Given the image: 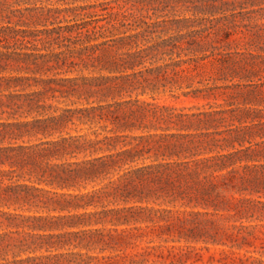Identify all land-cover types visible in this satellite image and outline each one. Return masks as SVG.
I'll return each instance as SVG.
<instances>
[{
  "label": "trees",
  "instance_id": "16d2710c",
  "mask_svg": "<svg viewBox=\"0 0 264 264\" xmlns=\"http://www.w3.org/2000/svg\"><path fill=\"white\" fill-rule=\"evenodd\" d=\"M232 42L250 58L239 77L264 71V0H0V92L30 117L0 121V225L27 253L1 264H195L197 241L264 264V96L235 90L234 67L215 78ZM136 67L162 82H114ZM161 91L222 102L140 99Z\"/></svg>",
  "mask_w": 264,
  "mask_h": 264
},
{
  "label": "rangeland",
  "instance_id": "374dc122",
  "mask_svg": "<svg viewBox=\"0 0 264 264\" xmlns=\"http://www.w3.org/2000/svg\"><path fill=\"white\" fill-rule=\"evenodd\" d=\"M11 2L12 0H2V2ZM31 2H36V5H48L51 7H66V6H70V5H74V4H82V3H92V2H96V0H77L74 3L71 2L72 0H30ZM98 1V0H97ZM30 5V4H29ZM96 10H98L96 8ZM62 16V15H61ZM60 18V17H58ZM69 18V17H67ZM239 36V34H233L231 36V38H235ZM226 52H228V57L229 60L226 62H222V69L221 72L218 73L217 75H215V78L219 77V76H225V72L227 70V67H234L235 70H237L238 74L235 75L232 79V82L238 83L240 85H238L235 90L239 91V92H243V94H245L246 92H248L249 90H253L256 93H260L262 96H264V71H261L258 75L256 76H252L249 78H241L239 76H242L243 74V68L247 66V63L250 61L249 55L245 52L242 51V49L235 47L234 42L231 43L230 48H226ZM146 65H148L146 63ZM66 67H63L62 69L58 70V74L57 76H73L75 74H77L76 72H63V70ZM134 71V72H133ZM86 72V71H84ZM101 73L103 74H110L108 71L103 70ZM128 74L126 76H124L121 79H117L114 82L117 81H125L127 82L128 80H131L133 82H138L140 80H143L144 77L149 78L152 81H158V84H160V82H162V79H156L154 74L151 72H148L147 70H143L141 71V67H136L134 70H130V69H126V70H118V71H114V73L111 74ZM52 75V74H49ZM197 79H195L192 82V87H196L199 86L201 83H198L196 81ZM211 81V80H210ZM214 81V80H213ZM205 82V81H203ZM223 82L222 79H217L216 83H221ZM225 82H231L228 80H225ZM16 91H19L18 87H15ZM30 88H27L26 90H29ZM9 91H13V88H11ZM5 93L7 92L6 90L4 91ZM136 91H133L132 93H122L120 95H116L114 96V98H120V99H127L128 97H134ZM130 95V96H129ZM157 98L155 100H153L152 98L149 97L148 94L142 95L140 96V99H144L146 101L149 102H157L159 104H172L180 109H182V111L184 112H192L195 111L196 108L192 107L194 106H198V107H202V108H206L208 107V104H206L207 102L215 104V103H219L222 102V99L220 97L214 99L213 97H209V98H193L191 96H183L181 95L179 98H174L171 97L170 94H168L167 92H160L158 95H156ZM111 98H108V100H110ZM241 100V99H238ZM62 105V104H61ZM144 105V104H143ZM242 106V104H240ZM10 100L9 98L5 95L2 94V92H0V121H13V120H17V119H27L30 118L29 116L24 117L22 116H18V114L13 115L14 117H11L12 115H10V112L12 111L11 107H10ZM152 105H146V109L151 108ZM259 108H264V101L258 106ZM124 109H127V107H125ZM178 111V110H177ZM255 130H258V127H255ZM263 130L260 129L259 126V131L258 132H262ZM138 132V131H135ZM167 141H173L174 138H166ZM29 141V142H34L36 141V137L33 138H27L24 137L23 139H19L17 142H21V141ZM8 140L5 141V144L7 143ZM14 141V140H11ZM253 142H257V147L259 149L262 150V155L259 158L258 163H262L264 164V132L263 133H259V135H255L252 138ZM173 159H176L175 157ZM3 168H7V166H3ZM264 171V166L262 168ZM16 179V178H15ZM14 178L12 180H15ZM23 181V180H21ZM5 182H10L8 180H5ZM189 209V208H187ZM203 217H209V216H203ZM241 221L244 224L249 223L246 219H241ZM235 223L239 224L240 220H237ZM250 223H264V217H259V219H253L251 220ZM16 227H14L13 225H5V224H1L0 225V264L2 262H10L13 261L14 259H19V258H24L26 257L27 253L26 252H22L19 253L16 250L10 246L7 247L8 243H13L15 238H20L21 236L18 233L12 232L13 230H15ZM264 229V226L263 228ZM11 230V232H10ZM157 243V242H155ZM168 244H188L185 240L181 239L180 241H170L168 242ZM190 244L192 245H196V247H201L198 251L200 254V259L196 260L194 263L195 264H220L216 261L217 258L220 257V253L215 250L213 248V244L212 243H203L202 241H197V242H191ZM230 244V243H229ZM202 246H208V249H205ZM223 247H228V246H223ZM233 249L237 250V251H243V249L241 247H239L238 245H233ZM168 250H171L172 253L177 252L178 250L176 248L174 249H168V248H163V254H167ZM259 250V249H256ZM252 255L256 256V257H261L262 259H264V255L261 256V253L259 251H254V252H250ZM172 255H170L171 257ZM173 258H178L177 256H174ZM182 258H184V255L182 256ZM168 260V259H167ZM190 259H186V261L184 263L178 262V261H174L172 263L170 262H164V263H153V264H189ZM228 264H253L252 263V259H247L246 257L242 256L240 257V259H238L237 257L235 258V261H230V263Z\"/></svg>",
  "mask_w": 264,
  "mask_h": 264
}]
</instances>
